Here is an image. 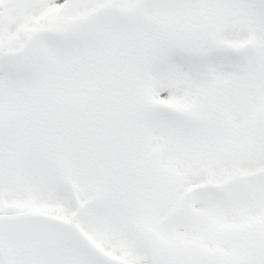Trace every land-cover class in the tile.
Returning a JSON list of instances; mask_svg holds the SVG:
<instances>
[{
  "label": "snow or ice",
  "instance_id": "snow-or-ice-1",
  "mask_svg": "<svg viewBox=\"0 0 264 264\" xmlns=\"http://www.w3.org/2000/svg\"><path fill=\"white\" fill-rule=\"evenodd\" d=\"M0 264H264V0H0Z\"/></svg>",
  "mask_w": 264,
  "mask_h": 264
}]
</instances>
